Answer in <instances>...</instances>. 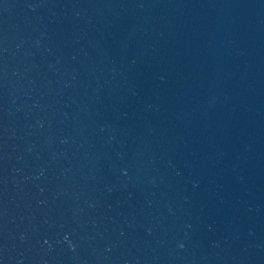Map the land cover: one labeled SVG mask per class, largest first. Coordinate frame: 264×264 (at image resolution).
Segmentation results:
<instances>
[{
	"label": "water",
	"instance_id": "water-1",
	"mask_svg": "<svg viewBox=\"0 0 264 264\" xmlns=\"http://www.w3.org/2000/svg\"><path fill=\"white\" fill-rule=\"evenodd\" d=\"M0 264H264V0H0Z\"/></svg>",
	"mask_w": 264,
	"mask_h": 264
}]
</instances>
